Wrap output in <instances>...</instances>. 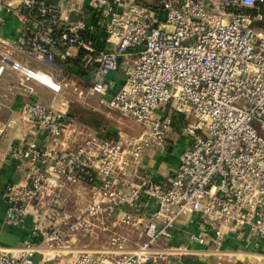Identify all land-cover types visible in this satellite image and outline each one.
I'll list each match as a JSON object with an SVG mask.
<instances>
[{"label": "built area", "instance_id": "built-area-1", "mask_svg": "<svg viewBox=\"0 0 264 264\" xmlns=\"http://www.w3.org/2000/svg\"><path fill=\"white\" fill-rule=\"evenodd\" d=\"M61 1L0 0V10H17L29 26L18 49L33 58L68 60L78 49L88 90L140 132L109 137L84 125L82 142L57 148L72 118L25 101L24 118L55 148L29 140L0 153V163L10 157L30 169L27 185L4 190L7 222H22L29 207L38 212L52 172L61 186L98 181V200L75 219L60 215L39 242L0 251V264H35L42 245L68 248L78 232L106 228L117 210L123 225L139 224V245L127 250L128 239L116 234L113 250L81 252L74 264L158 263L170 252L189 253L158 242L194 215L200 229L188 238L211 254L242 231L264 239V0H90L87 14L66 17L65 25ZM7 64L25 81L64 89L42 69L6 57L0 69ZM116 72L123 84L112 92ZM175 115L184 120L187 145L171 173L159 176L147 171L144 157L165 151Z\"/></svg>", "mask_w": 264, "mask_h": 264}, {"label": "crops", "instance_id": "crops-1", "mask_svg": "<svg viewBox=\"0 0 264 264\" xmlns=\"http://www.w3.org/2000/svg\"><path fill=\"white\" fill-rule=\"evenodd\" d=\"M61 5L63 8L62 24L65 25L64 18L69 17L75 20L82 14H87L90 0H62ZM28 28L29 26L21 20L17 10L1 9L0 35L2 40L0 41V55L5 56L9 61L17 60L33 68L42 69L52 75L55 80L61 81L65 89L67 84L65 82V72L72 73L80 70L78 63H76L78 62L76 60L79 53L78 49L72 48L73 55L68 60L57 58L54 61H39L18 49L19 39L25 31H28ZM1 66L2 63L0 62V68ZM120 72L110 75L115 83L111 89L112 92L118 90L123 84ZM81 76L87 81L86 76L83 74ZM60 93H56L49 87L37 82L25 81L11 69L10 64L0 69V129L4 130L0 137V153H8L13 147L24 144L29 140L36 141L42 148L54 149V144L48 139L45 132L37 129L32 122L24 118L21 108L25 101L40 100L44 104L65 112L62 108L57 107V103H54V97H57L55 95L59 97ZM100 106L102 108L92 110L99 112L101 110L107 116L112 115L104 104H100ZM67 115L72 118L70 120L71 124L63 136L62 144L56 146L57 148L73 147L82 142L85 135L84 125L95 129L93 125L75 119L72 114ZM10 122H13L11 126L8 125ZM183 124L184 120L181 116L175 115L174 130L168 134L165 151H147L144 157L147 171L159 176H167L171 173L178 163L180 155L172 149L174 147L184 149L187 145L186 138L181 134ZM120 131L126 132L124 130ZM176 132H179L178 137L175 140L171 139ZM29 172L30 169L26 165L10 157H6L0 163V251L17 253L25 243L29 241L39 242L41 232L48 230L57 222L60 215L68 214L72 219H75L82 216L86 209L98 200L96 196L98 181L92 183L83 181L76 186H61L57 184L59 182L57 175L52 172L48 182H51L53 186L47 185L45 187L38 212L29 207L22 222L9 224L7 222L8 202L4 190L6 186L11 184L27 185L29 183ZM151 210L152 208H150ZM121 218L122 212L117 210L115 216L107 223L106 228L96 227L88 232H78L72 238L71 246L68 248L42 245L35 256V264H74L76 257L84 251L108 253L107 251L113 250L110 241L116 234L124 235L128 239L126 243L127 250L135 249L141 242L138 231L139 224L125 226L122 224ZM199 229L200 217L198 215L180 222L171 230L170 236H161L158 248H172L175 250L177 248H180V250L188 248L189 253L183 251L170 252L166 259L159 260L158 263L150 262L147 264H214L217 261L214 255L217 254H211L207 246L190 241L188 238L189 232ZM255 238L257 237L249 235V232L242 231L229 236L224 244L238 247L239 244H247L249 240ZM260 241H262L260 243H264V239ZM234 252L235 255L242 257L241 264L244 263V257H250L252 261H256V257L264 258V250L262 249H259V253L242 249H235Z\"/></svg>", "mask_w": 264, "mask_h": 264}, {"label": "rangeland", "instance_id": "rangeland-1", "mask_svg": "<svg viewBox=\"0 0 264 264\" xmlns=\"http://www.w3.org/2000/svg\"><path fill=\"white\" fill-rule=\"evenodd\" d=\"M2 63V59L0 60ZM65 89L60 93V96L55 95L54 103H57L58 108H62L65 110L67 114H72L75 119L79 121H85L89 118L87 112H90L92 109H100L102 108L99 103V96L93 94L88 90V82L85 81L78 72L73 71L72 73L65 72ZM52 103V102H49ZM81 112H84L83 115ZM98 112V116L95 118L99 120L101 123L99 127H107L112 128V130L120 131L124 130L128 133H136L138 134L140 131L137 126L129 124L126 120H122L119 122L117 117L113 115H106L101 110ZM88 123V122H87ZM182 132V130H181ZM179 132H176L171 139L175 140L178 137ZM261 239L255 238L254 240H249L247 244H239V246H230L223 245L222 252L220 254L214 255L217 258V261L214 264H241L240 261L242 257L235 255V249H242L244 251H250L254 253H259V249L264 250V243H260ZM252 243V245H251ZM251 245V246H250ZM250 246L249 248H246ZM239 258V259H238ZM254 259V258H253ZM238 260V261H237ZM251 260V261H250ZM256 261H252L250 257H244L243 264L252 263V264H263L264 258L256 257ZM255 262V263H254Z\"/></svg>", "mask_w": 264, "mask_h": 264}, {"label": "trees", "instance_id": "trees-1", "mask_svg": "<svg viewBox=\"0 0 264 264\" xmlns=\"http://www.w3.org/2000/svg\"><path fill=\"white\" fill-rule=\"evenodd\" d=\"M78 63V62H76ZM79 74H83L82 71H78ZM84 112H81V114L83 115ZM89 116V118L87 120H83L82 122L84 123H87L88 124H91L93 125V127H95V129L99 130L101 133H103L104 135L106 136H109V137H115L117 134H118V131L116 130H112V128H109L106 126L104 127H99L100 125V121L99 120H96L95 118L99 115L97 111H94V110H91L90 112H87Z\"/></svg>", "mask_w": 264, "mask_h": 264}, {"label": "water", "instance_id": "water-1", "mask_svg": "<svg viewBox=\"0 0 264 264\" xmlns=\"http://www.w3.org/2000/svg\"><path fill=\"white\" fill-rule=\"evenodd\" d=\"M0 59H5V57L4 56H2V55H0ZM174 152H176V153H178V154H181L182 152H183V148L182 147H174L173 149H172Z\"/></svg>", "mask_w": 264, "mask_h": 264}]
</instances>
